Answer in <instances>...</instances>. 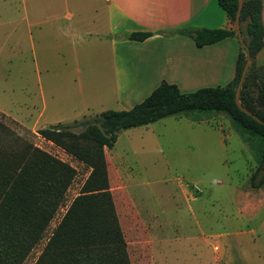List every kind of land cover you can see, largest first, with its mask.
Wrapping results in <instances>:
<instances>
[{"label":"crops","instance_id":"0c3cea01","mask_svg":"<svg viewBox=\"0 0 264 264\" xmlns=\"http://www.w3.org/2000/svg\"><path fill=\"white\" fill-rule=\"evenodd\" d=\"M44 6L48 15L47 31H62L68 37L73 36L75 31L81 32L80 39L86 42L80 51L81 56H85L86 64L95 67L90 71L94 74H88L84 79L90 97L82 98L78 116L96 114L106 109H129L146 98L162 81L175 84L182 92H191L207 86H224L234 77L240 50L235 36L198 46L192 37L177 31L180 28H231L218 0H46L45 4L30 0L29 6L24 7ZM60 8L64 9L62 18L67 21L66 25H60V13L57 11ZM41 23L33 22L34 25ZM262 23L264 28V0ZM135 31H149L151 35L143 40L128 38L129 33ZM79 54L76 49L71 52L74 59ZM93 54L96 56L94 63L88 59ZM257 59L264 63V34L263 47ZM63 121L59 119L51 124ZM123 131L127 138L121 151H116L121 131L114 145L104 149L110 190L119 221L120 213H130L140 224L138 227L144 233L143 245L146 248L144 263L150 264L155 241L152 232L161 230L162 225L159 221L153 222L142 217L140 204L136 203L135 197L124 185L120 167L127 150L139 149L138 158L143 161L149 157L157 159V154L155 157L151 155L161 152L165 164L160 167L195 166L199 159L209 161V156L215 159L213 145L204 143L205 147L201 149V133L216 141V148L220 152L216 150L219 154H216L214 163L223 165L227 162L231 143L238 149L242 148L245 141L225 113H215L200 119L193 115L176 114ZM151 166L159 167L155 164ZM185 187L179 184L182 199L188 200ZM259 187L262 190L253 195L235 192L236 209L230 214L219 216L223 227H226L225 222L228 228L233 229L241 227L239 225L247 226V230L237 231L233 240L252 247L251 253L257 257L260 251L264 254V183ZM167 198L176 200L177 196L168 193ZM191 202L197 205L198 200L194 198ZM148 207L146 205L145 211L153 216ZM174 209L180 210L177 201L174 202ZM254 223L257 227H254ZM248 225H251L250 228ZM222 236L225 237V234ZM230 240H223L225 246L219 253L220 259L226 264L236 261ZM218 244V247L222 245L220 241Z\"/></svg>","mask_w":264,"mask_h":264},{"label":"trees","instance_id":"16d2710c","mask_svg":"<svg viewBox=\"0 0 264 264\" xmlns=\"http://www.w3.org/2000/svg\"><path fill=\"white\" fill-rule=\"evenodd\" d=\"M228 20L235 22L237 0H218ZM240 26L247 50L240 45L233 79L224 86H207L182 92L162 81L142 101L129 109H106L71 123L57 122L38 134L83 163L89 173L78 195L51 230L34 264H131L127 242L109 185L105 148H111L121 130L160 118L192 112L225 113L247 143L256 161L250 183H264V63L255 58L263 47L262 0H243ZM198 46L236 36L232 28H180ZM149 31L128 35L143 40ZM240 44V43H239ZM247 53L250 63L240 89H235ZM214 112V113H213ZM75 127H80L75 131ZM76 169L67 161L19 135L0 117V264H23L44 238L49 224L65 201Z\"/></svg>","mask_w":264,"mask_h":264},{"label":"rangeland","instance_id":"374dc122","mask_svg":"<svg viewBox=\"0 0 264 264\" xmlns=\"http://www.w3.org/2000/svg\"><path fill=\"white\" fill-rule=\"evenodd\" d=\"M39 1L44 4L46 2ZM29 4L30 0H0V117L22 137L70 163L76 169V175L44 238L32 249L23 264H34L51 230L70 201L79 194L89 173L83 163L44 139L37 131L55 120L63 119L64 123H71L84 116L94 115L87 113L78 116L82 98L90 97L84 79L86 75L94 74L90 72L93 65L86 64L85 56H81L80 51L86 46V42L80 39L82 33L75 31L73 36L68 37L62 31H47V9L45 6L24 7ZM57 11L60 13V25L68 24L62 18L64 9ZM34 21L42 23L34 25ZM230 25L235 29L234 22H230ZM73 49L80 53L76 59L71 55ZM95 58V54L88 56L93 63ZM255 63L257 66L262 63L257 56ZM192 113L203 117L201 112ZM211 114L209 111L204 116ZM204 127L208 129L206 125ZM79 129L74 128L75 131ZM200 135L201 149H204V143L213 145L215 159L212 160L210 156L209 161L199 159L195 166L160 167L165 164L161 152L151 155L155 157L157 154V159L149 157L143 161L138 158L139 149H130L120 167L124 185L135 197L136 203L140 204L142 217L153 222L159 221L162 225L161 230L152 232L155 241L150 264H226L219 254L225 246L223 240L226 238L232 241L231 248L236 258L233 264H264L263 251L257 257L251 253L252 247L240 245L233 240L236 232L247 230V226L239 225L241 227L233 229L228 228L225 222L226 227H223L219 218L236 209L235 192L253 195L262 190L250 183L255 169L253 165L256 164L254 156L245 142L238 149L231 143L227 151V162L216 165L214 161L216 154H219L216 150L220 152L216 148V141L212 137L208 139L204 134ZM126 138V132L121 130L116 151L122 150ZM152 164L159 167H152ZM179 184L184 187L186 185L188 200L182 199ZM168 193L175 194L177 199H168ZM192 197L197 198V205L191 202L194 199ZM175 201L180 205V210L174 209ZM146 205H149L153 216L145 211ZM120 220L131 264H149L144 263V233L137 219L130 213H120ZM253 225L257 227L256 223ZM219 241L222 245L218 247Z\"/></svg>","mask_w":264,"mask_h":264},{"label":"water","instance_id":"95a60500","mask_svg":"<svg viewBox=\"0 0 264 264\" xmlns=\"http://www.w3.org/2000/svg\"><path fill=\"white\" fill-rule=\"evenodd\" d=\"M237 9H236V14H235V22H234V27H235V31H236V35H237V39L240 43V45L242 47H244L247 50V46L246 43L244 42L243 39V35H242V31H241V26H240V11L243 5V0H237ZM250 63V57L247 53V58H246V62L243 66L242 72H241V76L240 79L237 83L236 89H235V103L236 105L245 113L251 115L254 119H256L257 121L263 122L261 121L255 114H253L250 110H248L246 107H244L241 102H240V89H241V85L243 83L245 74L247 72L248 66ZM264 123V122H263Z\"/></svg>","mask_w":264,"mask_h":264}]
</instances>
